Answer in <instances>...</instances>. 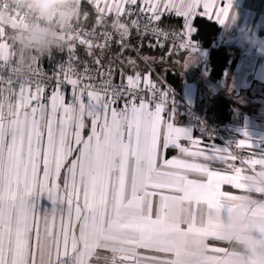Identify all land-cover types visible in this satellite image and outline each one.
Returning a JSON list of instances; mask_svg holds the SVG:
<instances>
[{"label": "snow or ice", "instance_id": "obj_1", "mask_svg": "<svg viewBox=\"0 0 264 264\" xmlns=\"http://www.w3.org/2000/svg\"><path fill=\"white\" fill-rule=\"evenodd\" d=\"M90 2L96 9V26L106 25V13H115L111 28L120 36L117 43L122 51L131 47L126 43L130 28H136L141 37L151 33L156 38L149 48L164 47L161 38L180 37L177 47L190 53L184 64L196 51L188 21L197 9L202 6V15L220 23L232 10V0H220L219 5L217 0H143L141 13L146 9L151 15L141 31L139 20L121 22L122 15L135 14L138 0H104L103 6L101 0ZM165 12L184 17V31L161 27ZM82 17L87 20L89 13ZM65 38L69 60L58 65L51 77L55 85L48 97L50 108L41 102L45 87L36 83L33 92V81L26 79L18 81L19 110L13 119L5 122L0 117V264H62L60 258L69 253L73 264H90L94 256L100 258L98 249L111 252V264H142L144 260L148 264H252L251 258L240 261L226 242L218 218L231 211L222 197L238 187L235 181L242 167L236 162L254 167L256 154L245 158L229 148L209 147L189 130L174 126L169 117L165 119L167 94L152 79V57H140L148 65L143 71L135 59L127 58L134 74L126 76V85L113 83L111 65L98 73L107 77L99 86L91 82L95 77L87 67L84 73L77 72L72 63L76 42L90 56L99 48L95 63L102 68L111 32L97 34L95 27L85 30L80 18L69 26ZM14 55L0 28V70L7 68L11 73L9 83L16 72ZM119 55L122 52L114 59ZM120 75L124 77L123 70ZM85 79L90 82L84 83ZM65 85L72 90L67 103ZM145 90L150 96L141 95ZM157 95L160 102L153 108ZM121 100L123 107L118 108ZM61 112L54 127L52 116ZM86 118L91 120V132L84 139ZM182 138L191 147L182 145ZM170 146L178 148L183 158H165L161 163L162 151ZM236 147L252 148L251 141L241 139ZM74 153L78 154L66 167ZM217 163L224 167H214ZM34 194H47L54 204L59 201L66 208L39 215L29 203ZM193 205L199 206L198 212L191 210ZM209 240L225 246L210 245ZM141 249L157 255L142 257Z\"/></svg>", "mask_w": 264, "mask_h": 264}, {"label": "crops", "instance_id": "obj_2", "mask_svg": "<svg viewBox=\"0 0 264 264\" xmlns=\"http://www.w3.org/2000/svg\"><path fill=\"white\" fill-rule=\"evenodd\" d=\"M86 1L94 6V3L90 2V0ZM109 2H111V0H109ZM177 2H179V0H177ZM103 3L104 0H101V6H103ZM137 3L143 4V0H138ZM217 4H220V0H217ZM77 6L79 7V0ZM126 7L128 6L126 5ZM202 12L203 8L201 6L197 9V13L194 14L193 18L188 21L193 27V31L191 33L192 36L196 33V27L193 24V20L196 15H202ZM165 14L178 16L175 12H165ZM106 16L110 18L111 23L116 18L114 12L106 13ZM0 17V28H3L6 36L14 48L15 61L23 63L26 53L21 45L17 43V37L12 30L21 27L26 28L27 26L20 23L15 14L12 12L5 13L4 16L1 14ZM182 18L184 20L183 24H185V18ZM212 20L216 21L220 26V33L218 35L216 45H235L242 50V53L239 55L235 68L231 71H227L221 79L215 81L209 77V69L207 67L208 59H206L208 48H205L204 46L196 47V51L192 53L191 61L187 64H184V62L190 59V53L188 51L185 52L182 57L179 58L176 65L183 75L180 85V93L184 96V98L193 104L195 103L198 92L203 95L225 94L233 105L232 121L228 125L238 128L235 139L236 142L241 139H249L251 141L252 148L246 147L238 149L244 153L245 158L248 157L250 153L254 152L256 156L253 158L256 159L257 163L254 167H246L245 165H242L240 161L236 162L237 165H241L244 168L237 174L238 178L236 179L235 184L238 185V187L229 189L232 195L222 197L225 205L230 207L231 211L222 213L218 219L220 229L225 236L226 242L233 248L234 251H236L240 261L244 262V258L247 257L251 258L252 264H255L251 255H244L238 245L226 237L223 228L226 222L231 219L232 210L237 206L245 207V215L248 217L249 221L257 217L264 216V140L257 138L251 132L243 131L241 129L244 127H253L264 130V44L257 47L250 45L245 40L246 34L251 35L253 33L264 38V0H232V10L230 11L229 18L224 23L218 22L215 17H213ZM121 22L129 23L125 15L121 16ZM59 34L65 42H68L65 38L66 35L60 29ZM33 51L35 52V49H33ZM66 51L68 53V50ZM37 55L38 58L33 57L32 60H43L48 65L55 60L51 59L49 54L45 60L42 58L45 54ZM135 60L138 62L137 59ZM121 70H123L125 74L124 77L120 75ZM138 70L143 71V69ZM115 74L121 82H124L126 80V76L133 75L134 71H129L125 67L117 68L115 69V72L113 71V75ZM152 79L157 80L153 74ZM52 91L53 90L43 94V98L41 100V102L46 104L49 108L50 101L48 100V97L51 95ZM16 92H19V88L14 87L8 101L5 102L0 89V117H2L5 122L13 119V114L19 110V100L15 94ZM63 93L65 96V102H69L71 100V93L68 91ZM117 107H123V105L119 102ZM62 115L63 114L61 112L52 116L54 127L56 120L62 117ZM164 117L165 119L169 117L170 122L173 123L174 126L189 130L192 137L196 138L191 115L185 114V119L181 121H175L169 115H164ZM85 124L86 127L82 132V137L84 139H86L91 132V120L86 118ZM245 133H247V136H245ZM180 143L191 147L190 142L185 138H182ZM72 146L74 149L77 147L74 143ZM213 147L225 148L220 144ZM76 154L78 153H74L73 156L68 158L66 161V167L70 164L71 160L75 158ZM173 157L183 158L178 148L170 146L166 151H162L160 162L162 163L165 158L172 159ZM66 167L62 169V176L66 172ZM214 167L222 168L224 165L217 163ZM232 196H235L236 198L233 199ZM154 202L158 203V197L154 198ZM56 203V208H66L65 204H62L59 201ZM52 206L54 207V203H52ZM256 209L260 211L254 212L253 210ZM191 210L198 212L199 206L193 205ZM56 228L57 230L59 229V217H57ZM208 243L210 245L215 244L216 246H225L212 240H209ZM139 251L142 257H152L157 255L156 253L143 249ZM97 254L100 258L97 259L94 256L91 258L90 264H111L112 254L110 251L98 249ZM105 257L107 259H105ZM60 259L62 264H73L74 256L72 253H69L62 256ZM142 264H148V261L144 260Z\"/></svg>", "mask_w": 264, "mask_h": 264}, {"label": "trees", "instance_id": "obj_3", "mask_svg": "<svg viewBox=\"0 0 264 264\" xmlns=\"http://www.w3.org/2000/svg\"><path fill=\"white\" fill-rule=\"evenodd\" d=\"M79 7L81 14L73 20L77 22L81 18V24L84 27L94 28L99 31L111 30V20L107 16V23L104 26H96V16L97 13L94 11V8L86 0H79ZM84 12L89 13L87 20H84L82 15ZM183 18L181 16H175L172 14H164L163 25L169 28L181 29L183 27ZM193 24L196 27V33L193 35L194 38L199 39L202 42V45L205 48L209 49V58L207 60V67L209 69V77L215 81L221 79L225 71H231L235 68L236 63L239 58V48L235 45L221 44L216 45L218 35L220 33L219 24L207 18L204 15H196ZM130 35L127 38V44L131 47L121 49V46L116 43L110 49L104 51L102 64L104 67L108 68L109 65L114 69L117 68H126L127 70H132L131 65L127 63V58L137 59L138 69H146L148 65L144 63L141 56H149L154 59V62L151 63V69L153 76L158 79L159 76L164 78V80L172 86L173 89L180 92V85L183 79V75L180 70L177 68V63L179 58L185 52H178L173 49L170 45L166 44L164 47H152L149 48L148 44L155 43L152 39L147 36L141 37L136 30L130 28ZM68 42H65L62 47L53 48L50 53L43 55L44 60L49 56L51 59H57L60 57H67L66 46ZM139 49V54L137 52ZM95 55L90 56L86 50V47L80 45L76 42L75 55L74 59L84 62L89 68L93 69L98 67L95 63L96 56L100 55V49L96 48L93 50ZM122 52V55H119V59H114L118 54ZM170 53H172L170 55ZM123 61V63H121ZM114 80H121L115 75H113ZM159 80V79H158ZM159 82H161L159 80ZM162 84V83H161ZM195 110L203 115L206 119L210 121H217L221 125H227L232 121L233 105L230 99L225 94H216V95H203L197 93L196 100L194 103ZM185 114L182 116V120L185 119Z\"/></svg>", "mask_w": 264, "mask_h": 264}, {"label": "built area", "instance_id": "obj_4", "mask_svg": "<svg viewBox=\"0 0 264 264\" xmlns=\"http://www.w3.org/2000/svg\"><path fill=\"white\" fill-rule=\"evenodd\" d=\"M3 6L5 8L8 7V5L6 3L3 4ZM94 8V11L96 12V9L94 6H92ZM144 4L142 3H137L136 6L133 7V11L135 14L128 16L125 15L130 23L131 20H139L140 22V26H141V31H143V26L145 23H147L148 21V16L151 15V13H149L146 9L143 13H141L140 9L144 8ZM15 14L16 18L18 19V21L24 25L27 26V24L25 23V18L26 16H28V13H21L19 9L15 10V11H9ZM29 19H35L36 21H39L40 23H46L48 21H45L44 19H42L39 16H34V17H28ZM107 19V16H106ZM52 23H55V20L53 18V20L51 21ZM77 22H70L67 27H62V26H58V28L66 35L69 29V26H75ZM184 26V24H183ZM161 27L166 28V30H168L169 32H182L184 31V27H182L181 29H175V28H169L165 25H161ZM83 28L85 30H92V28H88V27H84ZM134 30L137 31L136 28H133ZM111 32L112 33V40L110 42V48H112L114 46V44L117 43L118 40H120V36L117 32H115L113 29L111 30H104V31H99L96 30L97 34L103 33V32ZM147 37H149L150 39H152L154 42H156V38L151 34H147L145 35ZM191 39L192 42L196 47H202V42L197 39L194 38L191 35ZM99 42H103V38H100ZM161 42L164 43V45L168 44L170 45L173 49L177 50L178 52H187L179 47H177L181 42H182V38L177 37L175 40H173V38L171 36H169L166 40L164 38H161ZM127 43V41H126ZM99 49V48H98ZM242 53V50L239 49V55ZM209 58V49L208 52L206 54V59ZM69 60V56L67 57H60L57 58L56 60H54L53 62H51L49 65L43 61V60H32L25 68V70L23 72L20 71V66L23 63H18L15 61V55L13 57V63H12V67L14 69H16V72L11 76V83H9V75H11V73L8 71L7 68L0 70V89L4 98V101L7 102L12 90L14 87L19 88V83L18 81H23L26 79H31L33 81L32 84V91L35 92V85L36 83H40L41 86L45 87V92L44 94H46L47 92H50L51 90H53L54 85H55V81L53 79H51V77L53 76V73L55 71H57L58 69V65L65 63V65L67 64ZM72 63L74 65V67L76 68L77 72L80 73H84V69L85 67L88 68L89 72L88 74H90L91 76L95 77L94 82L97 86L100 85V82L102 79H105L107 77L101 76L98 73H103L107 70V68H89L84 62L80 61V60H76L73 58ZM33 70V71H32ZM161 82H159V80ZM157 80H153L156 83V86L158 89H160L161 91H165L166 95V99H165V113L164 115H169L171 116V118H173L175 121H181L182 120V116L183 114H189L192 117V125H193V129H194V134L196 138H200L202 140V142L204 144H206L209 147H213L215 145H223L225 148H229L230 151H232L235 154H238L242 157H244V153L239 150L236 147V136H237V132H238V128L231 126V125H221L219 124L217 121H210L208 119H206L203 115H201L200 113H198L195 108H194V104L190 101H188L186 98H184V96L176 91L175 89L172 88V86L170 84H168L164 78H162L161 76H159ZM112 81L115 85H121L122 83L126 85V80L124 82H120V81H116L114 80V78L112 77ZM90 81L85 79L84 83H89ZM162 83V84H161ZM144 85L142 86L141 83V88H143ZM68 91L71 93V87L65 85L63 92ZM141 95L144 96H150V93L147 92V90H145L143 93H141ZM160 102V97L159 95H157V98L152 102V106L155 105V103H159ZM120 103L123 105L124 101L121 100ZM203 146V145H202ZM239 162V160H238ZM242 167L241 170H243V166L241 165H237Z\"/></svg>", "mask_w": 264, "mask_h": 264}, {"label": "clouds", "instance_id": "obj_5", "mask_svg": "<svg viewBox=\"0 0 264 264\" xmlns=\"http://www.w3.org/2000/svg\"><path fill=\"white\" fill-rule=\"evenodd\" d=\"M6 3L7 8L3 6ZM78 0H0V12L20 10L28 13L25 18L26 28L12 30L17 37V43L25 50L20 71L37 54L50 53L53 48L62 47L65 41L60 37L58 26L67 27L80 14ZM39 16L46 23H40L28 17ZM55 20V23L51 21ZM245 40L253 46L264 44V38L253 33L246 34ZM35 49V52L33 51ZM223 231L230 240L234 241L244 255H251L255 264H264V216L249 221L245 215V207L237 206L232 210L231 219L226 222Z\"/></svg>", "mask_w": 264, "mask_h": 264}, {"label": "rangeland", "instance_id": "obj_6", "mask_svg": "<svg viewBox=\"0 0 264 264\" xmlns=\"http://www.w3.org/2000/svg\"><path fill=\"white\" fill-rule=\"evenodd\" d=\"M1 14L4 16L5 12H1ZM29 203L35 205L34 211L39 215L50 214L57 204L55 203L53 207V201L48 198L47 194L39 196L34 194L29 198Z\"/></svg>", "mask_w": 264, "mask_h": 264}, {"label": "water", "instance_id": "obj_7", "mask_svg": "<svg viewBox=\"0 0 264 264\" xmlns=\"http://www.w3.org/2000/svg\"><path fill=\"white\" fill-rule=\"evenodd\" d=\"M227 73V70L225 71ZM243 131H248L253 133L257 138L264 140V130L263 129H258V128H253V127H244L241 128Z\"/></svg>", "mask_w": 264, "mask_h": 264}]
</instances>
